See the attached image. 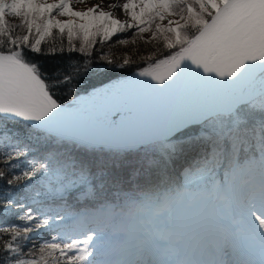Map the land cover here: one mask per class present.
Instances as JSON below:
<instances>
[{"label": "snow or ice", "instance_id": "obj_1", "mask_svg": "<svg viewBox=\"0 0 264 264\" xmlns=\"http://www.w3.org/2000/svg\"><path fill=\"white\" fill-rule=\"evenodd\" d=\"M83 3L0 0V264H264V0L108 6L126 20ZM114 69L133 78L70 104L56 96ZM117 104L150 147L97 155L98 140L124 136L99 131ZM218 166L201 195L230 215L178 226L176 170L187 188Z\"/></svg>", "mask_w": 264, "mask_h": 264}, {"label": "rangeland", "instance_id": "obj_2", "mask_svg": "<svg viewBox=\"0 0 264 264\" xmlns=\"http://www.w3.org/2000/svg\"><path fill=\"white\" fill-rule=\"evenodd\" d=\"M125 2H126V0L118 1V3L121 4V5L123 3H125ZM74 7L77 10L86 9L83 4H75ZM104 10L112 12L114 14V16L116 18L120 19V20H126L127 19V16L125 15V13L123 12V10L121 8H105ZM164 23H167V21H164ZM127 35L128 34H123L122 36L127 37ZM145 35L147 36L148 34H145ZM116 39H117L116 37H113V41L110 42V44L113 43ZM129 48L131 49L132 46L131 45H128V46H115V47H112L110 49V54H116L119 57L123 56L124 54L131 55L132 53L128 52ZM105 51H109V46L108 45H105ZM122 119H123V117H122ZM110 120L112 122V119H110ZM180 192L184 193V196L177 203V205L174 208V211H177L179 209L181 202L183 203V200L186 198L185 193L187 191L185 189H182ZM184 206H185V209L187 211V220L185 222V226H191L192 216H193L192 215L193 214L192 210L197 209L198 207H202L204 210H206L208 212H214V213L217 210L218 216L222 215L223 218H225V219H227V216H228V214L226 213V209L227 208L214 207L213 204H212V200H210L209 198H205V197L196 196V197H194L191 200H188V198H186V200H184ZM132 223H133L134 227L136 228V230L138 232H142L143 231L144 225H141L138 222H132ZM154 223H159V222H154ZM192 229L193 228L191 227L190 231Z\"/></svg>", "mask_w": 264, "mask_h": 264}, {"label": "bare ground", "instance_id": "obj_3", "mask_svg": "<svg viewBox=\"0 0 264 264\" xmlns=\"http://www.w3.org/2000/svg\"><path fill=\"white\" fill-rule=\"evenodd\" d=\"M118 1L120 0H86V3H83L84 7H91L95 4H101L102 8H110L108 7L109 5L112 4H116L118 3ZM130 80V79H129ZM117 111H121V112H128L127 109L122 106V105H114L112 106L110 109L107 110L106 112V118H109L110 116H112L114 113H116ZM101 129V127H100ZM186 210H184V208L180 207L176 212H173V216L178 224V226L182 227V228H186L185 226V222H186ZM218 218L217 215L215 214H211V216L203 211L201 208L196 209L193 211V222L191 224V226L193 227V229H197V230H208L210 229L212 222L214 219ZM188 229V228H186Z\"/></svg>", "mask_w": 264, "mask_h": 264}, {"label": "trees", "instance_id": "obj_4", "mask_svg": "<svg viewBox=\"0 0 264 264\" xmlns=\"http://www.w3.org/2000/svg\"><path fill=\"white\" fill-rule=\"evenodd\" d=\"M129 50H130V48H129ZM73 56H74V58H78L77 54H73ZM64 62L65 61L61 60L59 57L55 58L54 60L50 59L48 61V63H64ZM130 72H134V69H132V70H129V69H123V70L118 69V73L119 74H121V73L128 74ZM96 80H97V78H91V79L82 80L79 83L78 86H75L76 87V93H78V92H80L82 90H86L87 88L96 85V83H101V82L94 83V81H96ZM56 96L58 97L60 102H64V103H68V101L73 97L71 93H66V92H63V91H57ZM254 118H259V113L254 114ZM149 147H150V144L146 145V146H143L142 148H140L138 150H132V152H136V151H141L142 152V151H144L145 149H147ZM69 148H70L71 151H73L74 153L79 154L81 156L84 155V152L87 149L88 150V154L92 155L91 149L86 148V147L81 146V145H76V146L69 145ZM102 151L107 152L109 150H106V149H103V148L95 149V152H96L97 155L101 154ZM213 179H214V176L212 178H209V177L205 176L201 180V182L204 181L205 186L209 187L210 184L212 183ZM212 187H213V185H211L209 188H205V189L206 190H210ZM3 220H4V217L0 216V221H3Z\"/></svg>", "mask_w": 264, "mask_h": 264}, {"label": "water", "instance_id": "obj_5", "mask_svg": "<svg viewBox=\"0 0 264 264\" xmlns=\"http://www.w3.org/2000/svg\"><path fill=\"white\" fill-rule=\"evenodd\" d=\"M121 131L122 132H129L131 137H134V136H136V137H146V133L143 130L138 132L135 129H131L129 127V124L124 125L122 128L118 127V129L115 130V132H121ZM120 141L123 144H132L133 143V141L131 139H127V138H124V137H122V139Z\"/></svg>", "mask_w": 264, "mask_h": 264}]
</instances>
